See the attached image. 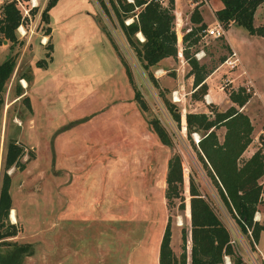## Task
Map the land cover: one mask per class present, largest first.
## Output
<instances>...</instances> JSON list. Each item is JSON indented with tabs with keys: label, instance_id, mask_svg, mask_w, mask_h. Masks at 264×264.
Masks as SVG:
<instances>
[{
	"label": "rangeland",
	"instance_id": "rangeland-1",
	"mask_svg": "<svg viewBox=\"0 0 264 264\" xmlns=\"http://www.w3.org/2000/svg\"><path fill=\"white\" fill-rule=\"evenodd\" d=\"M22 1L28 5V0ZM46 1L36 0L37 6L22 21L23 36L16 30L14 42H0V63L8 56L16 62L2 93L0 161L7 137L14 138L24 152L23 168L8 169L16 218L8 222L17 232L4 238L10 243L0 244V252L22 243L30 244L33 253L23 255L20 264H157L167 218L170 246L176 255L180 252V229L189 228L187 178L191 175L234 240L236 253L246 264H264L257 243L238 230L206 177L190 143L191 139L195 144V134L187 138L183 117L177 125L165 108L168 101L182 115L189 109L209 113L236 107L228 92L250 79L249 98L239 109L253 127L254 145L264 149V37L249 35L232 23L227 37L239 63L231 70L222 64L232 50L224 34L199 39L188 51L201 56L197 61L204 64L207 76L216 71L208 81L220 95L213 102L206 103L204 94L193 100L191 86L184 83L179 93L188 94L174 102L170 92L183 83L189 70L183 56H177L186 32L180 29L183 15L178 14V26L173 25L176 57L142 70L111 12L105 15L96 0H56L48 11V23L40 18ZM201 1L173 0V13L176 2L183 8L187 4L191 12L193 3ZM190 12L184 14L189 18ZM263 16L264 1L254 11V25L261 24ZM41 59L44 63L38 65ZM17 88L21 94L16 96ZM135 91L145 108L134 98ZM150 118L166 130L168 145L160 144ZM223 132L220 127L218 138ZM173 154L182 166L183 211L177 209V199L167 204L163 197L166 161Z\"/></svg>",
	"mask_w": 264,
	"mask_h": 264
},
{
	"label": "trees",
	"instance_id": "trees-1",
	"mask_svg": "<svg viewBox=\"0 0 264 264\" xmlns=\"http://www.w3.org/2000/svg\"><path fill=\"white\" fill-rule=\"evenodd\" d=\"M56 0H47L40 12V18L48 23V11ZM105 15L112 14L113 20L121 31L134 57L142 70L155 66L165 57H176L177 41L174 32L173 0H167L166 4H160L157 0H96ZM221 6L214 11L216 19L223 29L230 24L243 27L249 35L264 37V19L259 25H254L253 14L257 6L264 0H219ZM109 5V7L107 6ZM0 42L2 39L12 43L15 41L16 27L20 22V10L12 2L0 4ZM34 9V8H33ZM264 17V16H263ZM125 19L130 21L125 22ZM190 22L194 25L182 34L181 56L189 66L187 75L192 76V97L198 99L206 90L204 79L208 75L203 63H198L196 58L189 53L188 48L196 45L201 39L199 31L206 27L198 12L197 6L193 7L189 14ZM125 22V23H124ZM47 34L49 29L47 28ZM142 36L140 40L137 35ZM177 37V35H176ZM114 45V44H113ZM48 49H52L48 44ZM114 47V46H113ZM196 52V51H195ZM50 59V56L47 55ZM42 65L44 60H38ZM16 62L11 56L6 57L0 63V107L3 103L2 93L5 84L12 74ZM124 73L129 76V68L123 64ZM45 67V66H44ZM26 80L27 77L21 75ZM21 92L17 88L15 95ZM134 98L141 108L145 105L140 95L135 91ZM27 97H24L26 99ZM249 98V93L243 87H237L235 91L228 92V99L235 106L230 105L223 110H211L184 113L183 126L186 137L196 134L198 140L190 143L195 150L197 160L202 165L205 175L212 184L215 193L224 205L230 217L238 226V230L247 234L252 243L257 242L258 234L264 230V223L253 220L256 207L260 200V193L264 191V182L260 177L264 174V149L257 147L247 158L241 156L247 145L251 142L253 127L248 116L239 109ZM165 108L170 113L172 120L178 125L181 114L172 103L165 101ZM151 129L157 136L160 144L170 143L169 135L156 118L148 121ZM219 127L224 128L221 139L218 138ZM0 161V244H9L4 238L16 234V227L8 222V214L13 207L9 193L11 167L23 168L24 162H20L23 156V147L12 137L4 139ZM26 161V160H25ZM180 157L173 154L166 161L164 177L165 189L163 197L165 203L171 204L173 199L178 200L177 209L184 210L185 202L182 198L183 178ZM188 192V231L180 229V252L176 255L170 246V221L166 219V225L160 236L157 250V264H246L234 250L230 243L231 237L225 225L218 219L209 201L199 193L198 186L191 175L187 178ZM187 235L189 238V250L186 252ZM33 253L30 244L6 246L0 252V264H20L23 255ZM264 255V254H263ZM229 262L225 263L224 257ZM264 259V256H263Z\"/></svg>",
	"mask_w": 264,
	"mask_h": 264
},
{
	"label": "crops",
	"instance_id": "crops-1",
	"mask_svg": "<svg viewBox=\"0 0 264 264\" xmlns=\"http://www.w3.org/2000/svg\"><path fill=\"white\" fill-rule=\"evenodd\" d=\"M221 6V3H220V1L219 0H207L205 3H200V4H197V9H198V12H199V14H200V16H201V19H202V21L207 25L206 27H209V26H211L214 22H216V19H214V11L218 8V7H220ZM188 5L187 4H185V7L183 8L181 5H178L177 4V2L175 3V9H174V13H175V15H174V19H177L178 17H179V19H180V15L182 16L183 15V18L181 19L182 21L180 22V29L182 30V29H186L185 31H188L189 30V28L190 27H192V26H194L190 21H189V19H188V15H185L184 14V12H190V10H188ZM173 13V14H174ZM187 13V14H188ZM178 14H180L179 16H178ZM184 16H185V19L187 20V22H185V20H184ZM177 22H178V20H177ZM189 23V24H188ZM187 24H188V26H187ZM233 24H230L229 26H228V28L227 29H224V37L226 38V40H227V43H228V45H229V47L233 50V49H235V47H234V45H233V43L228 39V37H227V32L229 31V28H230V26H232ZM177 26H178V24H177ZM183 33H185V32H182V34ZM138 37V36H137ZM180 54H181V50H179L178 52H177V56H180ZM170 60H173V58L172 57H165V58H163L162 59V61H160V63H163V62H169ZM184 64H182V66H183ZM180 67L181 66H179V68H178V70L180 69ZM184 67V66H183ZM177 70V69H176ZM161 71H163V69H161ZM177 73L175 74L176 75V77H177V82L178 83H180L181 81H180V74L178 73L179 71H176ZM186 72H187V70H186ZM215 72L216 71H213V72H211L210 73V75L209 76H207L205 79H204V82H205V84H206V94L208 95V99H210V101L209 102H213V100H215L217 97H218V95H220V92L218 91H216L215 89H214V85H212V83L209 85V79H210V77H211V75H213V74H215ZM185 81V82H184ZM183 81V83L180 85H178L177 86V88L176 89H173L172 91H176V93L178 94V96H180V100H181V98L182 97H184L186 94H188V92H186V94H184V92H181V93H179L181 90H182V85H184V83H186V84H188L189 86H191V84H192V76L191 75H187V77L185 78V80ZM192 91V86H191V90H190V92L189 93H192L191 92ZM205 93H204V95H205ZM184 95V96H183ZM193 100H195V99H193ZM185 112L186 111H191V112H200V111H202V110H200V111H197V110H193V109H189V110H184ZM184 112V113H185ZM184 113L181 115V118L183 117L184 118ZM251 124V123H250ZM220 128V127H219ZM219 139H221L220 137H219ZM257 147H259V146H256V145H254V143H253V140H252V135H251V142L247 145V147H246V149L243 151V153L241 154V156H243L244 158H247V157H249L255 150H256V148ZM263 162H264V159H263ZM259 181L260 182H264V174L260 177V179H259ZM260 200H261V202H259L258 204H257V207H256V217L258 218L257 219V222H259V223H264V191H262L261 193H260ZM9 218H10V215H9ZM257 251H258V253H259V255H260V260L261 261H264L263 260V254H264V230H262V231H260L259 232V234H258V240H257ZM171 249H172V247H171ZM172 251H173V249H172ZM174 252V251H173ZM175 253V252H174Z\"/></svg>",
	"mask_w": 264,
	"mask_h": 264
},
{
	"label": "built area",
	"instance_id": "built-area-1",
	"mask_svg": "<svg viewBox=\"0 0 264 264\" xmlns=\"http://www.w3.org/2000/svg\"><path fill=\"white\" fill-rule=\"evenodd\" d=\"M127 1H130V0H127ZM167 0H157V2H159L160 4H163L165 5L167 2ZM204 3L206 2V0H203ZM3 2H12L14 4V6H16L19 10H20V22H19V25L16 27V30L19 32L20 34V37L23 36L25 34V30L23 28V24H22V21L25 19V18H29V12L31 10H33V7L37 6L36 4V0H28L26 1L25 3H27L28 5L25 6L23 5V1L22 0H0V4H2ZM197 2H202L201 0H197ZM197 2H194L193 5H197L198 3ZM195 5V6H196ZM0 13H1V6H0ZM174 20V24L177 25V19H173ZM128 22V21H126ZM224 34V29L222 28L221 24L216 20V22H214L211 26L209 27H205L203 29H201L199 31V35L202 39L206 38V37H212L214 39L216 38H219V37H222ZM140 39V38H139ZM142 40V39H140ZM201 54H202V51L200 50ZM194 57H196V60H199V58L201 56H198V53H195L193 54ZM239 63V56L236 54V51H233V50H230V52L227 54V56L223 59L222 61V64L227 68V69H234L235 66H237ZM243 87L245 88L244 91H246L247 93L249 92V88L251 87V80L250 79H247L245 81V83L243 84ZM171 96H172V100L174 102H178V101H175V99H179L177 98L176 96H178V94L176 93V91H171ZM255 93V92H254ZM253 93V94H254ZM203 99L205 100V102L207 103L209 100H208V95L205 94L203 95ZM264 127V126H263ZM262 139L264 140V128L262 129ZM195 143L197 142L198 140V136L195 134ZM253 220L254 221H257V217H256V213H254L253 215ZM250 231L247 230V234L249 235ZM230 243L234 246V240L231 238L230 239ZM264 260V259H263ZM224 261L225 263H228L229 260H228V257H224Z\"/></svg>",
	"mask_w": 264,
	"mask_h": 264
},
{
	"label": "bare ground",
	"instance_id": "bare-ground-1",
	"mask_svg": "<svg viewBox=\"0 0 264 264\" xmlns=\"http://www.w3.org/2000/svg\"><path fill=\"white\" fill-rule=\"evenodd\" d=\"M130 21V20H129ZM142 37V36H141ZM140 37V39H142ZM44 40H46V38L44 39ZM22 82H23V84H24V86H26V82H25V80H23L22 79ZM10 217H11V220L12 221H16V218H15V210H14V208L11 210V212H10Z\"/></svg>",
	"mask_w": 264,
	"mask_h": 264
},
{
	"label": "water",
	"instance_id": "water-1",
	"mask_svg": "<svg viewBox=\"0 0 264 264\" xmlns=\"http://www.w3.org/2000/svg\"><path fill=\"white\" fill-rule=\"evenodd\" d=\"M140 35V34H139ZM138 36V35H137ZM3 42H5V40H3ZM195 134V133H194ZM8 217H9V214H8Z\"/></svg>",
	"mask_w": 264,
	"mask_h": 264
}]
</instances>
